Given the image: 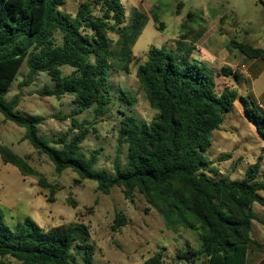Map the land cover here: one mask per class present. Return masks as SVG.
<instances>
[{"label": "trees", "instance_id": "16d2710c", "mask_svg": "<svg viewBox=\"0 0 264 264\" xmlns=\"http://www.w3.org/2000/svg\"><path fill=\"white\" fill-rule=\"evenodd\" d=\"M65 0H0V112L5 121L25 129L23 139L41 155L47 156L57 173L73 170L80 180H94L97 190L109 194L122 188L133 201L139 192L174 232L181 229L198 234L200 248L187 242V250L178 254L186 263L206 258L209 264H246L248 250L260 247L252 238V211L255 203L264 206V182L258 181L260 159L251 165L242 180L227 181L209 177L214 162L206 157L212 134L219 129L238 99L264 138V110L249 95L235 88L217 89L216 74L206 63L191 57L192 45L182 34L176 48L151 47L140 63L136 78L151 107L156 110L146 124L135 115L123 113L118 142L127 145V163L114 161L112 174L94 170L99 150L86 153L82 144L91 132V121L80 119L86 110L103 116L111 102V70L128 72L134 59L133 47L142 34L149 16L134 8L125 21L122 0H86L75 14L61 10ZM181 4L178 5V7ZM152 10L159 30L165 28L161 15ZM188 13L182 27L189 26ZM57 34L61 43L57 44ZM202 33L197 35L199 39ZM231 48L251 59L264 61V49L247 42L231 41ZM25 61L30 86L40 73L54 83L45 95L58 100L69 95L74 107L69 115L70 128L61 136L47 140L39 134L44 117L17 111L20 97L6 100L18 70ZM72 72L64 75L62 68ZM227 72V69H224ZM249 108V109H248ZM226 154L221 159L229 158ZM0 159L17 167L23 177H33L49 192L54 202L57 185L33 168L25 157L0 144ZM128 217L117 212L113 231L128 224ZM72 250L81 255L82 264H95V248L89 227L82 223L42 228L26 217L11 228L0 207V264H72ZM143 264H179L161 253ZM259 264H264L262 260Z\"/></svg>", "mask_w": 264, "mask_h": 264}, {"label": "rangeland", "instance_id": "374dc122", "mask_svg": "<svg viewBox=\"0 0 264 264\" xmlns=\"http://www.w3.org/2000/svg\"><path fill=\"white\" fill-rule=\"evenodd\" d=\"M83 1L86 0H65L61 10L75 14ZM122 3L126 23H129L134 8L149 16L133 47V62L128 72L111 70L109 73L111 102L105 115L97 116L94 109L79 115L81 120L91 121V132L82 148L88 154L99 150L94 170L108 174L114 172L113 165L117 158L124 166L127 163V145H120L118 142L123 113L133 114L146 124L157 113L146 99L136 78L137 67L147 59L151 47L174 48L177 40L172 38H181L182 34L197 38L201 28L205 27L204 22L207 30L218 26L217 30L224 36L222 38L229 41L226 47H231L233 40L264 47V0H122ZM179 4L181 5L178 7ZM156 7L165 23L163 30L157 28L152 18V10ZM188 13L193 14L190 24L201 27L196 30L197 34L190 32V28L180 30L176 24L178 17L185 22ZM56 43H61L60 34H57ZM240 69L242 68L239 67ZM62 71L66 76L72 72V68L65 66ZM27 73L28 66L23 61L5 98L9 101L18 95L20 99L17 111L44 117L39 134L47 140L55 139L70 128V119L63 117L71 113L74 107L73 97L66 95L58 100L45 95L47 87H54L47 73H40L30 86H21L27 79ZM224 87V81L218 78V91ZM250 89L245 83L240 85L239 95L244 98L249 95L253 97ZM253 91L255 94H262L264 91V71L258 76ZM259 101L264 110V95L259 97ZM244 107V102L238 99L220 128L213 132L212 145L207 150L206 157L214 162L216 171H204L209 177L240 181L247 169L260 159L258 181L264 182V138L248 119ZM24 134V128L5 121L0 112V144L25 157L50 183L57 185L58 190L53 197L54 202H50L49 192L39 187L36 178L23 177L17 167L4 164L0 159V207L11 228L26 217H31L45 229L60 224H85L89 227L91 243L95 248V264H143L146 258L156 253H161L169 261L182 264L185 261L179 259L178 254L187 250V242L195 249L200 248L197 232L187 229L174 232L168 229L163 217L139 192H135L131 201L125 197L122 188L115 187L109 194H103L97 190L96 181H82L71 169L57 173L50 159L39 154L23 139ZM226 154L230 157L221 159ZM252 211L256 216L252 223V238L262 249L258 251L250 248L248 253H258L264 260V206L255 203ZM117 212L126 214L129 221L120 231H113L112 225ZM71 262L82 264L81 255L75 250H72ZM252 263L251 257L250 264Z\"/></svg>", "mask_w": 264, "mask_h": 264}, {"label": "crops", "instance_id": "0c3cea01", "mask_svg": "<svg viewBox=\"0 0 264 264\" xmlns=\"http://www.w3.org/2000/svg\"><path fill=\"white\" fill-rule=\"evenodd\" d=\"M183 23V18L178 17V21L176 22V24L180 28V30L190 28V32L193 31L192 33L197 34L198 32H196V30L201 28L194 27L192 26V24H190L188 27L183 28ZM204 25L205 27L201 28L202 31H199L198 33H202V36L199 39L195 40L192 37L193 35H190L188 38L183 40L185 44L192 45L194 47L191 53V57L195 60L202 61L209 65L216 74V82L218 78L222 79L225 83V87L235 88L238 90L240 85L242 86L244 83L247 84L248 88H251L249 92L253 94V98L262 107V104L259 101V97L264 95V91L262 92V94H255L253 91V86L258 76L262 71H264V61L258 58H248L247 56L241 54L237 49L226 47V44L228 45L229 41L225 40V38H222L224 36L217 30L218 26L207 30L206 22H204ZM172 39L174 41L180 40L178 36L173 37ZM212 45H214V47H212ZM175 48L176 47H174V49ZM259 48L264 49V47ZM239 67L242 69L239 70ZM224 69H227L226 73L224 72ZM253 249L261 251L262 247L260 248L253 246L251 247V250ZM251 257L253 259L252 264H259V262L263 259L259 257L258 253H256L255 255L249 252L246 264H250ZM182 264H208V261L206 258L202 257L198 260H195L194 262H184Z\"/></svg>", "mask_w": 264, "mask_h": 264}]
</instances>
